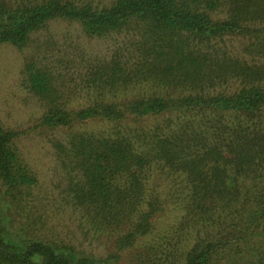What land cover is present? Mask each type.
<instances>
[{
    "label": "trees",
    "instance_id": "1",
    "mask_svg": "<svg viewBox=\"0 0 264 264\" xmlns=\"http://www.w3.org/2000/svg\"><path fill=\"white\" fill-rule=\"evenodd\" d=\"M56 20L133 44L132 59L90 69L78 109L52 70L25 66L42 125L68 131L75 203L114 251L22 238L0 211V264H111L128 252L131 264H264V0H0V45L22 51ZM151 82L182 92L126 97ZM18 137L0 125V181L15 201L38 182ZM156 177L183 186L160 190ZM169 217L173 236L150 240Z\"/></svg>",
    "mask_w": 264,
    "mask_h": 264
},
{
    "label": "rangeland",
    "instance_id": "2",
    "mask_svg": "<svg viewBox=\"0 0 264 264\" xmlns=\"http://www.w3.org/2000/svg\"><path fill=\"white\" fill-rule=\"evenodd\" d=\"M82 1L102 8L110 0ZM232 44L240 45L237 40ZM133 52V44L125 36L90 38L78 23L63 20L53 21L33 35L30 45L22 51L11 45H0V125L7 131L19 133L15 145L38 181L16 201L6 195L0 181V211L9 230L18 236L71 247L97 259L114 251L111 235L86 218L82 208L75 203L63 167L62 151L68 146V131L42 125L46 107L30 90L25 66L34 61L52 70L66 99L78 109L85 106L89 98L86 75L90 69L110 62L117 55L126 62L134 57ZM181 92L151 82L136 85L126 97L164 93L178 96ZM175 184L156 177L152 187L170 190L183 186L178 181ZM156 225L150 240L171 238L178 222L169 217ZM132 254L128 252L111 264H131Z\"/></svg>",
    "mask_w": 264,
    "mask_h": 264
}]
</instances>
